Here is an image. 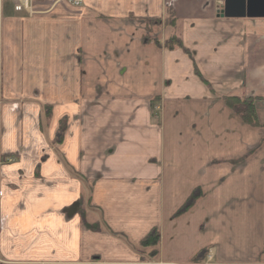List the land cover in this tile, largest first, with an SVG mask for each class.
<instances>
[{
    "label": "crops",
    "instance_id": "obj_1",
    "mask_svg": "<svg viewBox=\"0 0 264 264\" xmlns=\"http://www.w3.org/2000/svg\"><path fill=\"white\" fill-rule=\"evenodd\" d=\"M33 8L0 22V264H264V18L221 17L224 0ZM231 95L260 99L257 127Z\"/></svg>",
    "mask_w": 264,
    "mask_h": 264
},
{
    "label": "trees",
    "instance_id": "obj_2",
    "mask_svg": "<svg viewBox=\"0 0 264 264\" xmlns=\"http://www.w3.org/2000/svg\"><path fill=\"white\" fill-rule=\"evenodd\" d=\"M167 48L174 49L176 47L182 48L180 39L177 37H173L169 39L166 43ZM220 99L224 102V104L237 116L239 117L243 123L252 126L257 127L259 125L258 116H257V106L256 102H258L259 98H251V97H239V96H222ZM46 115L47 118L51 116V109L46 108ZM66 123L65 121H61L57 139L58 142L61 141L64 137V133L66 131ZM40 168H37V171ZM195 201L194 198L189 200L187 205L181 209L180 213L185 212ZM87 227L92 230H98L95 226H91L87 224ZM160 242V231L158 228L153 229L140 243L139 248L147 252L148 256H150L151 259H154L157 257V248Z\"/></svg>",
    "mask_w": 264,
    "mask_h": 264
},
{
    "label": "water",
    "instance_id": "obj_3",
    "mask_svg": "<svg viewBox=\"0 0 264 264\" xmlns=\"http://www.w3.org/2000/svg\"><path fill=\"white\" fill-rule=\"evenodd\" d=\"M221 17L264 18V0H224Z\"/></svg>",
    "mask_w": 264,
    "mask_h": 264
},
{
    "label": "built area",
    "instance_id": "obj_4",
    "mask_svg": "<svg viewBox=\"0 0 264 264\" xmlns=\"http://www.w3.org/2000/svg\"><path fill=\"white\" fill-rule=\"evenodd\" d=\"M33 0H14V6L16 11H28L33 14L32 10ZM56 3L65 2L71 7H80L84 4V0H55ZM3 0H0V19L2 16Z\"/></svg>",
    "mask_w": 264,
    "mask_h": 264
},
{
    "label": "rangeland",
    "instance_id": "obj_5",
    "mask_svg": "<svg viewBox=\"0 0 264 264\" xmlns=\"http://www.w3.org/2000/svg\"><path fill=\"white\" fill-rule=\"evenodd\" d=\"M19 16H22L18 14V12L15 11L14 6L12 4V0H3V20L6 21L8 20L7 18H17ZM169 35V33H168Z\"/></svg>",
    "mask_w": 264,
    "mask_h": 264
}]
</instances>
